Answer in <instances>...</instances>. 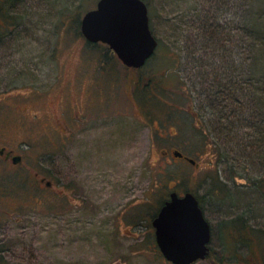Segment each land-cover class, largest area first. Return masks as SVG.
I'll use <instances>...</instances> for the list:
<instances>
[{"label":"rangeland","instance_id":"rangeland-1","mask_svg":"<svg viewBox=\"0 0 264 264\" xmlns=\"http://www.w3.org/2000/svg\"><path fill=\"white\" fill-rule=\"evenodd\" d=\"M149 1L159 47L135 81L114 50L82 33L98 0H0V145L23 157L0 159V239L10 259L173 264L155 249L153 214L171 192L190 191L213 226L214 257L194 264H264L259 238L254 248L233 239L229 253L222 236L223 222L242 213L264 234V129L247 123L256 100H246L256 94L264 103V54L242 43L247 1ZM79 74L89 76L85 86L69 89ZM218 90L222 102L211 110L206 97ZM84 92L91 114L71 121L87 110L67 106L68 95ZM61 123L76 134L62 139Z\"/></svg>","mask_w":264,"mask_h":264},{"label":"water","instance_id":"water-1","mask_svg":"<svg viewBox=\"0 0 264 264\" xmlns=\"http://www.w3.org/2000/svg\"><path fill=\"white\" fill-rule=\"evenodd\" d=\"M97 7L83 16L86 40L103 42L130 67H142L156 53L159 39L150 26L145 0H98ZM176 156L183 154L176 150ZM195 165L196 159L188 158ZM155 239L166 260L194 264L210 253L212 226L195 193H170L152 220Z\"/></svg>","mask_w":264,"mask_h":264},{"label":"trees","instance_id":"trees-1","mask_svg":"<svg viewBox=\"0 0 264 264\" xmlns=\"http://www.w3.org/2000/svg\"><path fill=\"white\" fill-rule=\"evenodd\" d=\"M246 1H247L248 8H247V13L245 14V24H244L245 32L242 29L243 30L242 33H244V35H245V36H243L242 43L244 45H246L247 44L246 39H247V41L249 40L250 43L248 41V44H251L252 46H254V48L256 47V50H255L256 54L261 55V54H264V0H246ZM257 1H258V3L256 4ZM145 2L148 3V6H149L150 1L149 0H145ZM150 22H151V20H150ZM243 22H244V20H243ZM150 26H151V24H150ZM209 34H211V33H209ZM212 36H214V38H215L216 34H214L212 32ZM158 47H159V45H158ZM249 47H250V45H249ZM108 48H109V46H108ZM249 49H248L249 55L254 56V50L251 49L252 50L251 51ZM261 56H263V55H261ZM227 57H226V59L224 61L225 62L224 64H227V62H226V60L228 59ZM259 59H261V58H259ZM262 60H263V58H262ZM263 72H264V66H263ZM214 73H216V74L214 75L213 79H215L216 82H217L218 81L217 77L220 74H217L216 70H214ZM227 73H230V71H228ZM228 76L229 75H227L226 78H228ZM239 78H241V77H239ZM209 81H210V79L206 80L207 83H209ZM245 84H246V81H243L244 94L246 93ZM236 87H240V85L237 84ZM259 88H261V92L264 95V86L263 87L260 86ZM217 92H220V91L218 90V91H216V93L214 91H211V92L208 93L209 97H206L207 101H205V105H206V107L208 105V107L211 108V110H214V108L217 106V104L222 100V99L220 100V96L222 97V95H220V93L218 94ZM205 93L206 92L204 91V94ZM247 97H248V99H246V100H249V102L251 101L252 103H250V104H252V105H253L254 100H256V104L254 106L256 110H254L253 109L254 107L252 106L253 107L252 109L254 110V112L252 114L251 119L248 122L246 121V119L244 117L242 119H239V120H241V121L245 120V122H247V123H249V122H257V124H254V125L257 126L258 132H260L259 134L263 135V133H261V132L263 131L264 127H262L260 125V123H262V121H264V116L263 117H260V116H261L262 112L264 114V103L262 104V106H260L261 102L256 99L257 98L256 94H252V96H251V94H248ZM208 98H209V102H208ZM218 100H220V101H218ZM263 100H264V97H263ZM249 109H251V108L249 107L248 111H249ZM215 113H220V111H218V108L216 109ZM234 113L231 111L230 114L229 113L226 114V117L231 119V123H233L232 122L233 119L230 116L232 114L234 115ZM256 117H258V119ZM221 118H222V115H221ZM229 121L227 123H229ZM260 145H261L260 146L261 147L260 148L261 152H264V148H262V146H263L262 141H261ZM167 174L168 173L162 171L163 178H164V175L167 178V176H169V174L168 175ZM170 177H172V175ZM214 179L216 180L217 186H220V188L222 189L223 188L222 186L224 185V180H221L219 175L214 177ZM196 195H198V194L196 193ZM197 197L199 199V203L201 204V207L205 211V209H204L205 205L203 203V198L201 196H199V195ZM168 199L169 198L163 200V202L160 204L161 206H159L158 210L153 214V216L157 215L158 211L161 209V207L163 206L165 201L168 200ZM245 215L246 214L242 213V215H239V216H237L235 218L227 219L226 221L223 222V225L225 226V227H223V229H225L226 232L227 231H231V230L233 231V233H231V235H229L231 240L228 239L226 234H224L225 231L222 234V236L224 238L223 242L225 243L224 246L229 251V253H231L232 250L230 248H228V246H227L228 243L232 242L233 239L241 238V239H245L246 243L249 246H251L250 248H254V245H256V243L259 242V244H261V247H262L261 251H262V253H264V234L261 233L259 235V233L257 232L258 228H255V227L253 228L252 224H247V221L244 220ZM242 219L244 220L243 223L241 222ZM237 223H241L242 225L239 227V224H237ZM3 224L4 223H2L0 221V227L3 226ZM212 231H213V228H212ZM258 238L260 239V241L257 242ZM210 243L213 244V237H212V240H211ZM8 249H9L8 246H6V244H4L2 242V240L0 239V264H24V263H22L20 261L18 263L16 261L10 259L8 257V254H6ZM155 249L157 250V253L160 256H162L161 255V250H159L157 244L155 246ZM213 251H214V248L210 246V253L208 255V258L210 256L214 257Z\"/></svg>","mask_w":264,"mask_h":264},{"label":"flooded vegetation","instance_id":"flooded-vegetation-1","mask_svg":"<svg viewBox=\"0 0 264 264\" xmlns=\"http://www.w3.org/2000/svg\"><path fill=\"white\" fill-rule=\"evenodd\" d=\"M112 53H114V55L119 59V57H118V55H117V53L115 51H113ZM153 57L154 56H151L149 58V60L145 63V65L142 66V67H130V66H127V65L125 66V67H127V69H129V71H134V73H135L134 74L135 81H138L137 73L140 72L141 70H143V68L146 67L147 63ZM88 78H89L88 75H80L79 74L78 76L77 75L76 76H72V77L68 78L67 85H69V89H73V87H75V84L76 83H79V82H80V84H83L82 86H85ZM68 97L70 99H69V102H68V105L67 106H70V105L73 106V107H76L77 106V107H80L81 110H83V109L87 110L86 113H82V112H77L76 111V112L70 114L69 116H70L71 121H74L75 118L76 119H79L80 116H86L88 118V116L91 114L90 112L92 111L91 110V107H90L91 100H90V96L88 95V92H84L83 96H76L74 94L73 95L72 94H69ZM85 110H83V111H85ZM169 113H170V111L168 112V115H169ZM59 125L61 126L60 131H61V134H62V136H61L62 139H64L65 137H69L70 138L71 136H73L74 134H76V130L75 129L72 130V128L70 126L71 124L68 125L66 123L65 124L64 123H61ZM155 128H156L157 131H159V130H168V127L162 126L161 124H159V126L158 127H155ZM62 142H64V141H62ZM175 151L176 150L174 149L173 150L174 156L176 158L180 159V160L187 159L189 161L188 158H191L187 154H185V152H181V151L180 152L183 154V156H176L175 155ZM170 153H171V151L169 149H165L164 155H165V159L166 160H167V157L170 155ZM0 159H2V160L5 159V160H7L9 162H12L13 164H18V163H21L23 161L22 155L16 154L15 151H13L12 149H9L5 145H0ZM197 163H198V160L196 159V163L195 164H197ZM40 182L41 183H45V185H46L47 188L53 186V182L51 180H49V181L46 180L45 177H42L40 179Z\"/></svg>","mask_w":264,"mask_h":264}]
</instances>
